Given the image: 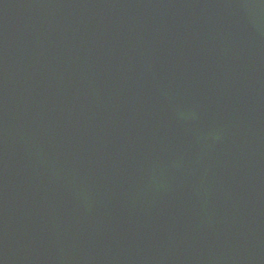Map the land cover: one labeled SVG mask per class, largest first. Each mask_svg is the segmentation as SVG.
<instances>
[{
    "label": "water",
    "instance_id": "1",
    "mask_svg": "<svg viewBox=\"0 0 264 264\" xmlns=\"http://www.w3.org/2000/svg\"><path fill=\"white\" fill-rule=\"evenodd\" d=\"M0 264H264V0H0Z\"/></svg>",
    "mask_w": 264,
    "mask_h": 264
}]
</instances>
